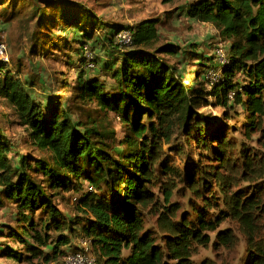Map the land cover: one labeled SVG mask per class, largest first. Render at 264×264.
I'll list each match as a JSON object with an SVG mask.
<instances>
[{
	"label": "trees",
	"instance_id": "16d2710c",
	"mask_svg": "<svg viewBox=\"0 0 264 264\" xmlns=\"http://www.w3.org/2000/svg\"><path fill=\"white\" fill-rule=\"evenodd\" d=\"M179 10L191 20L213 25L219 36L230 43V65L223 70L220 81L207 78V73L216 68L209 65L211 59H216L215 53L209 58L204 51H198L196 43L182 48L172 43L160 47L158 52L173 57V64L150 52L148 47L159 36L157 19H146L132 26L113 25L105 32L101 49L107 51L108 46L109 56L102 63L100 75L112 72L118 91H108L107 83L99 76L86 78L85 71L78 75L75 92L81 101H93L101 110L113 112L122 120L127 133L121 141L125 149H118L115 154L124 162H117L110 153L108 140L112 136L107 128L100 127L105 123L99 126L75 123L66 107L53 108L50 100L45 107L13 75L7 63L0 60V97L17 122L29 130L36 146L51 153L50 161H29L23 156L13 163L9 157L13 149L10 141L0 134V207L7 205L5 201L12 204L18 226L1 225L0 234L5 236L6 229L10 239H19L24 246L22 251L9 248L8 258L18 261L40 258L46 263L64 260L68 253L80 249L73 241L83 238L91 243L97 264H168L165 260L172 264H194L193 246L210 243L208 233L218 229L224 215L209 220L198 212L196 221L186 216L178 220L174 218L175 211L165 206L158 219L164 247L145 229L143 215L148 209L161 207L152 190L159 179L154 167L161 159L160 141L170 142L179 122L182 125L194 118L192 113L203 106L206 98H215L226 109L242 107L248 114L247 134L259 128V120L264 117V0H196L184 3ZM123 29L133 34L131 47L122 48L118 44V34ZM86 39L80 40L81 51L87 46L93 53L95 68L87 70L95 71L99 60ZM99 41L96 39L91 47L97 49ZM193 55L199 58L200 69H189ZM83 62L87 67L88 59ZM191 75L193 84L198 86L196 96L187 84ZM237 76L244 78L243 83L234 82ZM46 108L50 113L45 112ZM145 117L150 121L148 125L143 122ZM203 124L196 123L188 135H199V144L215 152L219 168L231 166L227 154L233 151H230L233 146L224 140V130L215 131L207 141L203 137ZM242 158L251 168V157L245 154ZM164 168L162 171L168 177L176 172L169 164L164 163ZM215 174L220 176L218 172ZM189 177L190 190L197 193L200 181H195L193 174ZM73 180H86L93 185L104 183L115 195L111 199L98 191H88L76 200V210L82 215L70 220L54 205L49 190H68ZM216 183L225 192L224 178L220 177ZM93 185L90 187L94 188ZM163 190L164 202L170 203L173 189L167 186ZM209 194V198H215V193ZM231 199L230 214L239 219L248 234L247 264H264V246L255 241L259 230L258 201L251 196L242 199L234 195ZM42 209L47 216L36 220L35 214ZM217 239L230 246L234 236L231 231H220Z\"/></svg>",
	"mask_w": 264,
	"mask_h": 264
},
{
	"label": "rangeland",
	"instance_id": "374dc122",
	"mask_svg": "<svg viewBox=\"0 0 264 264\" xmlns=\"http://www.w3.org/2000/svg\"><path fill=\"white\" fill-rule=\"evenodd\" d=\"M196 0H1L0 1V47L4 46L0 60L7 63L14 76L19 77L25 84L34 99L48 107H66L71 119L75 123L86 126L101 125L105 123L109 136L110 153L117 162H124L115 154L118 149H125L121 141L127 136L120 117L113 112L101 110L93 101L82 102L76 95L75 86L80 72L85 71L86 78L99 76L107 83V90L115 93L117 81L112 72L100 75L102 63L108 59L107 51H102L105 32L113 25L132 26L146 19L159 20V36L156 42L148 47L152 53L173 64L175 59L169 55L158 52V49L167 43L179 47H186L191 43L199 45L198 51H204L209 57H214L216 45L220 42L225 46L226 57L229 58L230 43L223 40L218 30L211 24L191 20L179 10L184 3ZM78 17V18H74ZM76 19V20H75ZM76 24L74 25V23ZM85 37L88 45L96 55L97 70H87L84 50L81 51L80 40ZM100 39L97 49L91 43ZM103 57V58H102ZM101 60V62H100ZM211 60L213 62H211ZM209 65L220 68L217 59H211ZM100 62V63H99ZM199 58L190 57L189 69H200ZM208 63V62H207ZM87 70V71H86ZM114 71V70H113ZM222 74H220L221 77ZM219 77V78H220ZM193 75L187 84L191 94L196 96L197 85L193 84ZM216 78L213 81H219ZM244 79V78H243ZM237 76L235 83H243ZM45 112L50 113L49 108ZM190 120L179 122L173 132L172 140L160 141L161 159L154 169L159 179L152 187L161 207L151 208L144 212L145 229L152 233L157 244L164 247V233L159 229L158 219L160 211L172 209L174 218L181 220L183 216L196 221L197 213L201 212L209 220L224 215V220L215 232H209L211 241L207 245L193 246L192 260L194 264H247L248 262V234L239 219L230 214L229 203L234 195L240 198L254 197L257 205L259 230L255 241L264 246V117L259 120V128L252 134H247L248 114L242 107L226 109L219 105L215 98L208 97L203 106L192 113ZM149 124V119L144 118ZM204 123V139L219 129L224 130V140L232 144L233 149L227 156L231 159V166L219 168V158L215 152L199 144V135L190 137L188 133L196 123ZM197 126V125H196ZM104 128V129H105ZM256 129V128H255ZM194 134V131L192 132ZM0 134L2 138L10 141L12 151L9 157L17 163L23 156L35 160H51V153L39 149L30 137L29 130L17 122L10 109L7 108L3 98L0 97ZM210 141V140H209ZM211 142V141H210ZM212 147H216L211 142ZM251 157L249 168L244 163L242 155ZM164 163L173 166L176 170L172 176H166ZM230 167V168H229ZM255 170H252V169ZM218 172L220 176L217 177ZM193 174L195 181L199 182L198 192L190 190ZM226 181V190L223 192L216 181L220 178ZM173 179V180H171ZM169 183H164V181ZM171 180V181H170ZM93 185L86 180H73L68 190L53 189L52 199L64 211L70 220L82 215L76 210L75 199H80ZM95 192L108 195L111 199L115 191L104 183L93 185ZM171 186L173 196L170 203L164 202V188ZM210 192L215 198H209ZM5 201V200H4ZM0 207L1 225L16 224L17 212L11 203ZM208 204L212 205V208ZM175 205V207H173ZM215 205V206H214ZM47 213L42 209L35 214V219H44ZM0 234V264H60L61 259L46 263L40 258L33 260L10 259L6 256L9 248L24 249L19 239L12 240ZM220 231H231L234 236L233 244L222 245L217 234ZM56 235V232H53ZM79 238L74 241L77 242ZM74 242V243H75ZM25 253V252H23ZM172 264V261L165 260Z\"/></svg>",
	"mask_w": 264,
	"mask_h": 264
},
{
	"label": "built area",
	"instance_id": "2783aa9c",
	"mask_svg": "<svg viewBox=\"0 0 264 264\" xmlns=\"http://www.w3.org/2000/svg\"><path fill=\"white\" fill-rule=\"evenodd\" d=\"M118 44L122 48L131 47L133 45V34L129 29H123L118 34ZM5 49L4 46L0 47V52L3 54V50ZM85 56L88 59L89 63L87 64L88 69L95 68V63L93 62L94 55L92 52L89 51V48L87 46L84 47ZM215 57L220 64V70L217 68H212L207 73V78L210 79L212 82H218L213 81L216 78L220 77V74L223 73V70L225 67H228L230 65V60L228 57H226L225 52V46L223 43H219L217 47L215 48ZM222 78V75L219 79ZM220 81V80H219ZM91 191H94L93 187L89 188ZM77 199H75L76 201ZM80 249L75 252L68 253L62 264H97V258L94 254L93 247L91 243L81 238L79 242Z\"/></svg>",
	"mask_w": 264,
	"mask_h": 264
},
{
	"label": "crops",
	"instance_id": "0c3cea01",
	"mask_svg": "<svg viewBox=\"0 0 264 264\" xmlns=\"http://www.w3.org/2000/svg\"><path fill=\"white\" fill-rule=\"evenodd\" d=\"M80 240H81V239L79 238V239L77 240V242L73 241V244L76 245V246H79V244H80L79 241H80ZM74 242H75V243H74Z\"/></svg>",
	"mask_w": 264,
	"mask_h": 264
}]
</instances>
